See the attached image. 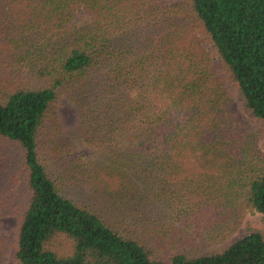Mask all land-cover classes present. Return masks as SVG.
Wrapping results in <instances>:
<instances>
[{
  "label": "trees",
  "instance_id": "obj_1",
  "mask_svg": "<svg viewBox=\"0 0 264 264\" xmlns=\"http://www.w3.org/2000/svg\"><path fill=\"white\" fill-rule=\"evenodd\" d=\"M184 2L0 0V61L29 80L0 90V137L20 149L29 190L18 264H264L258 229L217 247L202 234L232 226L244 207L264 216V157L195 35L207 37L243 110L264 121V0ZM65 88L77 89L85 142L104 160L78 176L39 154ZM87 179L88 195L75 185ZM151 206L193 231L144 239L129 222L145 227Z\"/></svg>",
  "mask_w": 264,
  "mask_h": 264
},
{
  "label": "rangeland",
  "instance_id": "obj_2",
  "mask_svg": "<svg viewBox=\"0 0 264 264\" xmlns=\"http://www.w3.org/2000/svg\"><path fill=\"white\" fill-rule=\"evenodd\" d=\"M157 2L160 7L170 5L169 7L181 10H183L185 4L184 0H157ZM80 12L82 11L76 12V20H86L90 17L85 13L80 14ZM195 35L199 39L198 50L202 53L204 59L209 60L211 68L216 75L224 80L225 88L237 112L246 122L245 126L253 138L255 150L258 156L263 158L264 121L251 116L243 110L236 96L235 88L229 81L228 75L207 37L200 30L195 31ZM10 71V64L8 65L7 61L4 64L0 61V90L8 88L14 83L23 84L29 81L18 70ZM76 92V88H65L58 93L56 99L50 105L45 115L44 129L41 130L39 148L40 157L50 170H53V167L58 169L62 159H64L67 166L70 165L68 168H72L71 172L74 176L83 175L86 170H91L92 163H95L97 167L104 163L103 156L99 151L100 148L98 146H93L92 148L85 142L86 134L82 131V128L88 127L90 121L83 117L84 115L80 110H77L79 99L77 101L73 99ZM51 133H53L52 138L50 137ZM49 147L51 149H48ZM90 179L75 184L86 185L88 191L84 190L87 195L91 193L89 192L91 184L88 182ZM80 188V186H77V190ZM28 194L29 190L23 172L21 151L15 143L0 137V264H18L13 257V252L18 224L25 208ZM151 209L153 214H148V219L142 221L147 229L145 227L138 228L141 221L137 225L129 222L130 226L134 227L144 239L150 241L155 236V233L159 232H161V236L163 234L164 236H172L175 233L183 237L185 234H190L194 229L192 223L186 224L176 220L173 212L170 213L168 209L161 211L154 206H151ZM165 213L168 216L163 217ZM226 222H230V219L215 222L211 226L206 227L208 229H204V225H201L203 228L202 234L208 231V234L214 238L208 246L217 247L226 244L243 231L247 225L258 229L264 236V216L248 207L243 208L241 217L232 226L229 227L228 225L227 227ZM155 225L158 226L155 227ZM155 228L162 231H156ZM193 241L195 242V239ZM168 243L173 244L169 237H166V242H161L160 244L166 249L169 248ZM151 244L153 243L151 242Z\"/></svg>",
  "mask_w": 264,
  "mask_h": 264
}]
</instances>
